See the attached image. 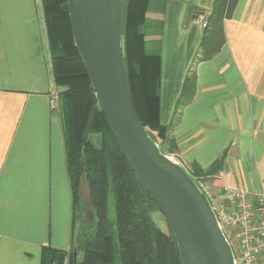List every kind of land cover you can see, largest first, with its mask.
<instances>
[{"label":"crops","instance_id":"1","mask_svg":"<svg viewBox=\"0 0 264 264\" xmlns=\"http://www.w3.org/2000/svg\"><path fill=\"white\" fill-rule=\"evenodd\" d=\"M164 2L152 16L161 21L166 153L202 169L224 153L223 169L209 178L218 203L228 201L226 185L264 192V0H237L223 20L220 49L195 62L213 0ZM189 5L199 14L186 20ZM191 66L195 93L176 108ZM55 90L41 1L0 0V264H42L47 245L65 259L72 249L63 122L60 106L49 102ZM168 137L176 152L166 150Z\"/></svg>","mask_w":264,"mask_h":264},{"label":"trees","instance_id":"2","mask_svg":"<svg viewBox=\"0 0 264 264\" xmlns=\"http://www.w3.org/2000/svg\"><path fill=\"white\" fill-rule=\"evenodd\" d=\"M47 33L53 81L58 88L66 161L71 183L73 239L76 264H181L180 253L165 213L147 187L103 109L98 105L90 78L75 46L68 0H40ZM237 0H213L196 60L210 58L223 44L222 23ZM164 0H118L119 34L124 75L135 111L148 135L157 143L166 126L159 118L161 21ZM196 74L191 66L183 81L176 108L195 93ZM159 141V142H158ZM166 150L176 152L173 138ZM224 153L207 169L196 163L185 168L197 181L209 180L224 167ZM82 166V169H81ZM82 175L88 186L92 219L83 216L86 202L80 195ZM165 216L168 232L152 213ZM42 264H74L68 253L51 246L41 250Z\"/></svg>","mask_w":264,"mask_h":264},{"label":"water","instance_id":"3","mask_svg":"<svg viewBox=\"0 0 264 264\" xmlns=\"http://www.w3.org/2000/svg\"><path fill=\"white\" fill-rule=\"evenodd\" d=\"M68 12L74 43L98 105L161 205L176 239L181 264H235L208 195L177 159L161 151L135 111L121 59L118 0H68ZM198 14L189 5L186 20ZM72 251L76 264L75 239Z\"/></svg>","mask_w":264,"mask_h":264},{"label":"built area","instance_id":"4","mask_svg":"<svg viewBox=\"0 0 264 264\" xmlns=\"http://www.w3.org/2000/svg\"><path fill=\"white\" fill-rule=\"evenodd\" d=\"M206 21L203 26H206ZM50 107L59 106L55 90L50 97ZM228 201L212 207L232 249L235 264H264V192L251 193L238 186H224ZM54 264V263H53Z\"/></svg>","mask_w":264,"mask_h":264},{"label":"rangeland","instance_id":"5","mask_svg":"<svg viewBox=\"0 0 264 264\" xmlns=\"http://www.w3.org/2000/svg\"><path fill=\"white\" fill-rule=\"evenodd\" d=\"M55 89H56V91H58V88L56 86H55ZM158 144H159L161 151L166 152L163 144L161 142H159ZM184 168H188V167L184 166ZM194 180L197 183V185L199 186V188L202 189L208 195L209 199L212 195L211 198L213 199V202L215 203L216 206H219L221 204V203H218V202H220L221 197H220V200H218L216 198V195H215L216 192L214 193V191L210 188L211 187L210 181L208 179L207 180L201 179L200 181H197V179H194ZM222 194H224V192H222ZM80 195H81V198L86 202L85 208L83 210V216L90 220L93 217V211H92V208L88 202V198H89L88 186H87L86 177L84 175H82V179H81V183H80ZM152 216H153V219L155 220V222L158 224V226L161 229H163L165 232H168V225H167V221L165 219V216L163 214H161L160 212H153Z\"/></svg>","mask_w":264,"mask_h":264},{"label":"flooded vegetation","instance_id":"6","mask_svg":"<svg viewBox=\"0 0 264 264\" xmlns=\"http://www.w3.org/2000/svg\"><path fill=\"white\" fill-rule=\"evenodd\" d=\"M89 220V219H88Z\"/></svg>","mask_w":264,"mask_h":264}]
</instances>
